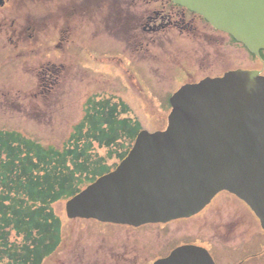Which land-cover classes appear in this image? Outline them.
<instances>
[{
	"label": "water",
	"instance_id": "95a60500",
	"mask_svg": "<svg viewBox=\"0 0 264 264\" xmlns=\"http://www.w3.org/2000/svg\"><path fill=\"white\" fill-rule=\"evenodd\" d=\"M257 53L264 0H173ZM164 131H140L126 158L65 204L69 218L138 226L189 217L220 191L242 199L264 228V77L230 71L185 84ZM155 264H212L184 246Z\"/></svg>",
	"mask_w": 264,
	"mask_h": 264
},
{
	"label": "flooded vegetation",
	"instance_id": "af4514ba",
	"mask_svg": "<svg viewBox=\"0 0 264 264\" xmlns=\"http://www.w3.org/2000/svg\"><path fill=\"white\" fill-rule=\"evenodd\" d=\"M92 30L98 32L100 38L110 39L111 49L124 52L149 50L150 43H154L160 32L171 30L182 38L181 45L177 47L195 54L203 51L205 46H220L221 34L201 16L172 0H0V58L4 57L6 64L24 70L25 77L17 86L9 85V90L7 83L0 85V102L7 108V100L12 99L10 92L14 91L17 101H35V114H38L43 101H56L63 86L69 90L75 83L76 65L71 55L76 53V48L92 47V44H79L80 39L93 35ZM151 47L154 45L151 44ZM60 53L67 61L60 60ZM259 57L262 68L258 69L264 74V50L259 52ZM20 58L22 61H17ZM206 68L212 69L209 66ZM201 71L199 69L196 73ZM106 160L90 158L89 165L99 162V166L92 165L90 170L97 172L100 166L107 168ZM116 163L114 161L113 169ZM93 175L97 173L91 171L89 176ZM248 210L241 200L221 192L200 212L165 223L127 226L87 222L92 224L89 231L103 232L101 237L105 243L108 237H117L120 231L124 236L129 229H133L134 234L145 232L144 238L149 234L159 237L160 242L145 246L136 244V248L131 249V257L113 254L114 257L122 256V259H116L115 264H132V258L138 260L135 264H155L175 249L187 245L201 248L214 264H264V229ZM189 222L194 225L190 234L197 231L198 234L196 238L183 240L181 237L184 232L187 233ZM161 236L164 239H160ZM136 237L133 235L132 240L137 242ZM118 245L112 241V249L120 252ZM147 249L153 258L147 253H140ZM89 262L94 264L96 261Z\"/></svg>",
	"mask_w": 264,
	"mask_h": 264
},
{
	"label": "rangeland",
	"instance_id": "374dc122",
	"mask_svg": "<svg viewBox=\"0 0 264 264\" xmlns=\"http://www.w3.org/2000/svg\"><path fill=\"white\" fill-rule=\"evenodd\" d=\"M94 34H97L96 37H92ZM93 35L79 41L81 45L92 44V47L76 48V53L71 55L76 66L80 68V71H77L78 68L75 70V83L69 86V90L63 86V91L56 101H43L40 104L39 108H45V111L41 112L40 120L19 111L14 103L18 98H15V93L12 91L10 92L12 99L7 100V108L5 104H0V127L19 131L45 146L60 149L67 143L73 125L82 118L86 97L100 94L121 97L129 107L127 116L138 120L148 131H158L167 124L168 95L187 79L194 78L195 74L198 75L197 70L219 74L218 69L226 66L262 68L259 60L251 59L245 49L234 43H222L218 47L205 46L203 51L195 54L184 52L177 47L178 44L181 45L182 38L171 30L160 32L154 43H150L149 50L130 51V55L122 50L111 49V40L100 38L98 32H94ZM116 39L121 40V37ZM151 44L154 47H151ZM4 59V57L0 58V85L7 83V88L9 85L17 86L21 78H25L24 70L16 68L13 64H6ZM60 60L67 61L62 53ZM17 61L21 62L22 58ZM213 62H215L213 65H208ZM208 66L214 69L206 68ZM27 104L28 102H23V108L27 107ZM105 151L93 143V153L106 156ZM114 160L115 158L109 160L108 164ZM241 206L247 211L244 205ZM51 208L61 221V243L42 264H90V260L96 261L94 264H115L116 259H122V256L114 257L113 254L121 253L131 257L133 254L130 252L136 248V244L141 243L145 246L151 242H160L156 235L149 234V237L144 238L145 232L134 234V230L129 229L124 232V236L123 231H120L121 234L117 233V237H108L105 243L101 237L103 232L89 231L91 222L71 220L66 217L65 200L60 199L52 203ZM193 226L190 222L187 224V233L184 232L185 235L181 239L197 237L198 231L196 234H190ZM175 228L177 226L173 230ZM120 229L124 230V228ZM133 235L138 237H136L137 242L132 240ZM111 239L119 244L117 249L120 252L112 249ZM160 239H164L163 236ZM10 240L16 243L21 241L14 232L11 233ZM149 252L150 250L147 249L140 253ZM148 256L154 257L152 254ZM131 261L130 263L135 264L134 262L138 260L132 258Z\"/></svg>",
	"mask_w": 264,
	"mask_h": 264
},
{
	"label": "trees",
	"instance_id": "16d2710c",
	"mask_svg": "<svg viewBox=\"0 0 264 264\" xmlns=\"http://www.w3.org/2000/svg\"><path fill=\"white\" fill-rule=\"evenodd\" d=\"M128 105L91 99L85 116L62 149L0 129V264H41L60 240L61 221L51 204L68 199L107 168L90 170L93 143L124 157L141 129ZM115 148V149H114ZM114 149V150H113ZM91 177V178H90ZM20 242L10 240L11 233Z\"/></svg>",
	"mask_w": 264,
	"mask_h": 264
}]
</instances>
